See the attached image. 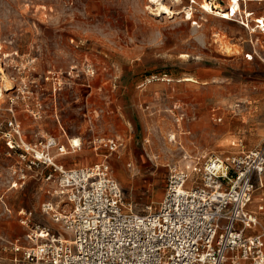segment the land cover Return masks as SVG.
Masks as SVG:
<instances>
[{"label":"rangeland","instance_id":"obj_1","mask_svg":"<svg viewBox=\"0 0 264 264\" xmlns=\"http://www.w3.org/2000/svg\"><path fill=\"white\" fill-rule=\"evenodd\" d=\"M161 1L170 12L158 11L149 0H0V87L13 84L1 95L0 121L10 115L7 107L14 97V113L26 138L34 139L38 131L64 143L78 137L82 148L60 157L64 167L100 162L107 151L94 150L91 139L117 138L122 145L109 161L124 190L125 207L130 204L135 211L160 200L170 166L190 171L194 156L202 161L210 154L251 149L244 136L263 127L260 114H239L243 108L237 104L251 100V109L259 113L264 102L253 100L256 92L264 93V32L242 23L249 22L251 28L255 16L264 18V0H239V11L230 19L206 13L202 0ZM214 1L223 9L229 6V0ZM215 32L238 50L222 52ZM31 57L38 82L22 94L23 73L16 65ZM84 61L95 66L94 77L80 69ZM47 70L56 72L53 79H44ZM165 76L170 80L160 79ZM185 76L194 81L183 80ZM26 105L38 111L36 118ZM226 123L231 133L240 132L242 144L239 138L225 145L212 139ZM172 133L175 139L169 140ZM14 164L0 136L3 256L13 255L10 242L16 238L22 245L32 244L26 234L34 223L59 225L40 212V202L48 198L43 181L33 172L18 181L11 171ZM262 189L252 195L253 210L264 205ZM22 209L32 210L33 224L20 222ZM57 227L71 237V231Z\"/></svg>","mask_w":264,"mask_h":264},{"label":"built area","instance_id":"obj_2","mask_svg":"<svg viewBox=\"0 0 264 264\" xmlns=\"http://www.w3.org/2000/svg\"><path fill=\"white\" fill-rule=\"evenodd\" d=\"M253 19L251 28L249 22L242 23L247 29L264 32V18ZM244 55L247 59L253 56L251 52ZM22 65L16 68L23 73L24 94L38 81L33 74L35 59ZM79 66L88 77L95 76L91 62ZM55 73L47 70L43 77L53 79ZM14 104L15 98L10 97V115L0 121L6 154L15 158L12 174L24 182L33 172L43 181L48 198L40 202V212L59 225L33 224L32 210L22 209L20 222L33 224V231L26 234L32 244L22 245L14 239L10 242L13 255H0V264H264V219L249 208L256 187L264 183V134L257 146L239 153L210 154L202 161L194 156L190 171L170 166L160 200L154 206L147 204L144 211H135L130 204L125 207L124 190L109 161L122 145L120 140L93 137L92 148L107 151L104 159L64 167L60 157L81 150L82 141L68 138L64 143L40 131L34 139L26 138ZM25 109L36 118L38 111L28 105ZM182 118L180 114L176 120ZM55 227L71 231V237Z\"/></svg>","mask_w":264,"mask_h":264},{"label":"bare ground","instance_id":"obj_3","mask_svg":"<svg viewBox=\"0 0 264 264\" xmlns=\"http://www.w3.org/2000/svg\"><path fill=\"white\" fill-rule=\"evenodd\" d=\"M149 1H152L154 3L157 4V10L160 11V10H163V12H170V8L165 4L163 3L161 0H149ZM201 7L204 9V11L206 13H211V14H214L219 16L220 18H223V19H230L231 16H233L236 11L238 10L239 8V0H229V6L227 7V9H223L222 6L217 2V1H214V0H202V3H201ZM244 7V6H243ZM191 8V7H190ZM245 8V7H244ZM251 10V9H250ZM188 11V10H187ZM244 11V10H243ZM249 12V11H248ZM247 13V12H246ZM190 14V13H189ZM191 15V14H190ZM189 18V16H188ZM252 18V17H251ZM234 20V19H233ZM194 21V20H193ZM229 24V23H228ZM214 36L216 37L214 40L216 42H219V44H221V49H222V52H225V53H234L236 50V48H234V46H230L228 44L227 41H223L219 38V33H214ZM220 46V45H219ZM180 78V77H179ZM4 79V78H3ZM161 80H170L169 77L165 76V77H160ZM5 81H8L7 78L4 79ZM179 80V79H178ZM183 80H193L194 79L191 77V76H185L183 77ZM8 88V89H7ZM11 88H13V84L11 82V84H8L7 86H4L3 88L0 87V98H1V95L4 94L3 90L7 89V90H10ZM86 125V124H85ZM174 133L172 134H169V140H173L175 139L174 137ZM74 142H79V138L78 137H73L72 138ZM150 142V141H149ZM145 143V142H144ZM149 145V144H148ZM182 158V157H181ZM183 159V158H182ZM190 162V161H189ZM118 177L119 178H122L124 179L125 176L123 174V172H120L118 174ZM263 190V189H262ZM256 194V193H255ZM259 194V193H258ZM260 195V194H259Z\"/></svg>","mask_w":264,"mask_h":264},{"label":"crops","instance_id":"obj_4","mask_svg":"<svg viewBox=\"0 0 264 264\" xmlns=\"http://www.w3.org/2000/svg\"><path fill=\"white\" fill-rule=\"evenodd\" d=\"M260 47H262V46H260ZM254 49H255V47H254ZM248 96H251V95H248ZM262 98H264V93L262 91L256 92L255 93V96H253V100L254 101H256L258 99H262ZM251 102H252L251 100L238 102V104H237L238 106L237 107H240V105H241V108H243V112L242 113H239V114L245 113L246 115L248 114V115H251V117H255V118L258 117L259 114L262 116V121H263V127H262V129H259L256 132V134H248V135L244 136V137H246L249 140V142H251L252 147H255V146H257L261 142L262 136L264 134V109H263L264 108V102L263 103H260V104L263 105V107L261 105V109H260L261 112H259V113H255V111L251 109V106L249 105ZM239 134H240V132L231 133L230 130H229V124L226 123V124H222L220 126V133L216 134L215 136H212V139H214L217 143H220L222 145H225V144L230 143L231 141H234V139L239 138V136H240ZM256 135H259V136L256 137ZM213 137H215V138H213ZM238 143L239 144H242V139L239 138L238 139ZM262 188H264V183L261 186H257L256 189H255V191L258 190V189H262ZM261 199L263 200V198H261ZM251 203H252V200H251L250 204ZM250 204H249V208H250ZM261 205L263 206L261 211L260 210L256 211V210H253L251 208L250 209L253 210V211H255L257 213V215L259 216V219L260 220H263L264 219V213H263L264 205L263 204H261ZM225 264H229V262H227ZM241 264H249V262L248 261H242Z\"/></svg>","mask_w":264,"mask_h":264}]
</instances>
